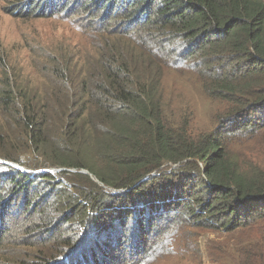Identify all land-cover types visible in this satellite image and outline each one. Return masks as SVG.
Segmentation results:
<instances>
[{"label": "trees", "instance_id": "obj_1", "mask_svg": "<svg viewBox=\"0 0 264 264\" xmlns=\"http://www.w3.org/2000/svg\"><path fill=\"white\" fill-rule=\"evenodd\" d=\"M10 2L15 17L86 16L98 62L83 73L93 54L73 58L69 49L47 60L60 68L57 88L72 84L65 72L90 81L83 92L71 87L59 110L5 95V107L21 101L24 109L22 147L0 157L65 172L0 163V242L5 220L20 217L42 255L32 264H157L178 247L212 264H264V0ZM163 67L194 75L201 94L221 106L213 131L172 121L156 80ZM54 115L67 147L43 135ZM77 128L82 143L72 138ZM88 150L91 165L80 158ZM26 153L35 165L21 161ZM203 234L216 238L201 246Z\"/></svg>", "mask_w": 264, "mask_h": 264}, {"label": "rangeland", "instance_id": "obj_2", "mask_svg": "<svg viewBox=\"0 0 264 264\" xmlns=\"http://www.w3.org/2000/svg\"><path fill=\"white\" fill-rule=\"evenodd\" d=\"M10 1L12 0H0V63L1 58L4 60L3 65L0 66V138L3 140V142L1 141L3 144L0 145V154L8 156L13 155L18 148L22 147L18 143H22L20 137L23 134L19 117L24 109H22L21 101L13 102L10 108L5 107V95H8V92L12 90L18 98L34 102L36 108H40L42 106L41 101H45L51 109L59 110L67 103L66 94L71 87L79 88L80 92H83V89H90V81L87 77L80 76L81 74L76 73L70 77L69 73L65 72L72 84L65 85L60 82V86L57 88L58 75L56 70L60 68L53 60H47L58 56L59 51L66 49H69L73 58L78 52H82L87 58V53H92L90 45L94 43L92 38L95 35L92 31H85L87 29L85 26L89 24V21H87L86 16L80 15V13L62 14L53 10V17H49V15L40 17L39 13H36L39 17L33 15L27 17L25 14L21 17H15L12 15L14 9L11 8ZM39 2L41 3V1ZM39 2L35 4V8L39 6ZM95 56V54L92 55L88 67L84 60L83 73L85 68L93 71L98 62ZM177 62L179 61L176 59ZM163 68L162 70L165 71L162 73L159 71L156 80L161 83L160 94L164 98L172 121L179 124L187 120L190 127L196 132L213 131L212 120L220 111L221 106L211 102L201 94L199 84L191 73L167 71V67ZM95 75L99 77L98 72L92 73L91 80H96ZM22 87L24 91H21ZM76 93L79 94V90ZM58 104H62V106L58 107ZM92 107L90 105V108ZM30 109L32 111V106ZM50 122L51 127L49 126V130L43 133L44 137L49 138L52 145L67 147L65 143L60 142L63 127L59 115L52 116ZM97 130L107 133L104 127L97 128ZM103 135H95L93 132L94 139ZM83 136L80 128H77L72 138L82 143L85 139ZM72 152L75 155L76 151ZM91 155V150H88L87 153L83 152L80 158L91 165ZM28 158H31V162ZM34 158V154L26 153L22 154L21 161L26 165L29 163L35 165L34 160L36 159ZM42 162V158L37 160V163ZM0 163L14 168L19 167L24 171L35 172L1 157ZM69 171L71 173L77 172L76 170ZM81 171L86 174L84 170ZM38 172L57 174L65 172V169L41 167L35 173ZM92 179L97 182L94 177ZM20 220V217L5 220L6 227L10 229L6 238L0 242V246L3 247L0 249V264H32L42 258V255H38L37 252L38 244L36 243L38 240L36 236L32 235L31 238L24 236V233L20 231L22 230V225L19 224ZM196 234L199 233L196 232ZM199 238V243L203 246L206 240L215 239L216 236L203 234ZM33 245L36 249L32 251L30 248ZM176 251L178 253L175 256L165 257L157 264H212L210 257L205 253L204 255L197 253L193 248H185L182 251L178 247Z\"/></svg>", "mask_w": 264, "mask_h": 264}, {"label": "water", "instance_id": "obj_3", "mask_svg": "<svg viewBox=\"0 0 264 264\" xmlns=\"http://www.w3.org/2000/svg\"><path fill=\"white\" fill-rule=\"evenodd\" d=\"M15 168L20 169L19 167H15ZM20 170H22V169H20ZM86 174H88V173H86Z\"/></svg>", "mask_w": 264, "mask_h": 264}]
</instances>
